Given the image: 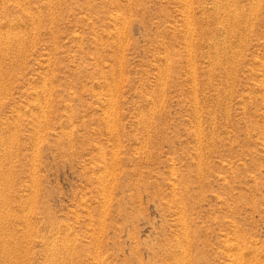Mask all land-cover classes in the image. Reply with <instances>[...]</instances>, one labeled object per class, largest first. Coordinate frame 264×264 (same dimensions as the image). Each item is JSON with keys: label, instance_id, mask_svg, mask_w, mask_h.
Here are the masks:
<instances>
[{"label": "rangeland", "instance_id": "rangeland-1", "mask_svg": "<svg viewBox=\"0 0 264 264\" xmlns=\"http://www.w3.org/2000/svg\"><path fill=\"white\" fill-rule=\"evenodd\" d=\"M0 264H264V0H0Z\"/></svg>", "mask_w": 264, "mask_h": 264}, {"label": "bare ground", "instance_id": "bare-ground-1", "mask_svg": "<svg viewBox=\"0 0 264 264\" xmlns=\"http://www.w3.org/2000/svg\"><path fill=\"white\" fill-rule=\"evenodd\" d=\"M226 3H227V2H226ZM226 5H227V4H226ZM226 7H228V6H226ZM222 8H223V7H222ZM226 9H227V8H226ZM226 9H225V10H226ZM233 11H234V10H233ZM225 12H226V11H225ZM231 12H232V11H231ZM230 16L233 17V15H230ZM228 26H229V25H228ZM233 27H234V26H233ZM229 28H230V27H229ZM230 29H231V28H230ZM7 38H8V37H7Z\"/></svg>", "mask_w": 264, "mask_h": 264}]
</instances>
